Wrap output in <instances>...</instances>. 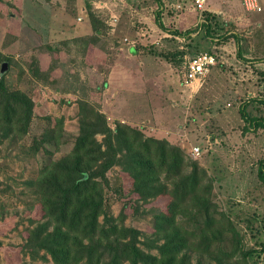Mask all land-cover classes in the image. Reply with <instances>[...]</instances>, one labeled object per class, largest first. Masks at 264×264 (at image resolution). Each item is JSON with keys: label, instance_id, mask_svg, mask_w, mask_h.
<instances>
[{"label": "rangeland", "instance_id": "obj_1", "mask_svg": "<svg viewBox=\"0 0 264 264\" xmlns=\"http://www.w3.org/2000/svg\"><path fill=\"white\" fill-rule=\"evenodd\" d=\"M216 4L209 2L218 22L211 38L199 20L210 10L192 11V0H0V53L8 62L4 78L10 89L34 102L28 135H12L0 143V264H54L43 250L33 256L23 249L30 231L48 221L38 192L28 182L46 164L70 155L84 102L104 112V92L115 100L117 85L125 81L131 86L139 77L146 79L137 84L138 93L145 95L143 106L137 107L140 113L131 120L129 109L104 112L109 125L132 122L146 136L172 138L188 159L207 170L211 184L204 195L217 217L211 227L200 228L195 221L199 212L192 218L200 209L199 195L189 197L175 217L174 227L196 228L180 253L187 257L185 264H264L262 256L245 261L239 253L228 258L218 252L219 247L232 252L235 231L244 250L260 249L264 242V180L259 175L264 129L252 130L240 113L247 103L252 115L264 116V11L255 13L242 0H233L226 4L231 16L222 18L214 11ZM93 18L100 21L99 32ZM156 18L168 35L153 28ZM231 33L240 42L224 37ZM131 41L139 43L140 58L128 52ZM200 53L213 54L217 64L202 80L187 84L188 63ZM53 131L59 146L55 137L35 152V138ZM193 147L201 150L196 158ZM107 178L108 215L140 232L144 252L159 255L158 246L174 230L164 220L157 226L171 196H138L121 165L111 168ZM158 184L173 187L162 176ZM123 189L129 192L125 196ZM121 197L131 200L137 212L128 208L122 215ZM207 241L211 248L205 251Z\"/></svg>", "mask_w": 264, "mask_h": 264}, {"label": "trees", "instance_id": "obj_2", "mask_svg": "<svg viewBox=\"0 0 264 264\" xmlns=\"http://www.w3.org/2000/svg\"><path fill=\"white\" fill-rule=\"evenodd\" d=\"M205 14L202 25L206 26L208 36L214 38L217 16L209 11ZM156 20L164 28L160 19ZM91 22L99 32L97 23L100 21L93 18ZM224 37H234L240 42L235 33L225 34ZM5 58L0 53V63ZM260 101L264 104V99ZM33 106L31 96L10 89L4 74L0 73V143L12 135H28ZM240 113L254 130L264 129V116L252 115L247 110V103L241 105ZM79 114V133L70 155L46 164L37 177L28 182V186L38 192L43 217L48 221L30 231L23 249L30 250L33 256L43 250L54 264H185L187 257H181L180 253L192 241L196 228L190 230L184 225L174 227L176 214L182 210V205L199 195L196 197H202L200 209L192 214V218L201 213L195 221L204 229L211 227L217 219L210 212L209 200L204 197L211 190L207 170L198 161L188 159L181 147L167 139L146 136L140 129L121 121L115 128L111 127L106 114L88 102L82 104ZM99 135L103 136L102 140L98 139ZM54 138L57 141L55 145L59 146L60 141L54 131L51 135L36 137L37 144L32 147L33 150L37 152ZM115 165H121L125 180L132 181V191L138 196L145 199L164 193L171 196L167 211L159 216L157 226L160 228L164 220L174 230L165 235L164 243L158 246L159 255L144 252L140 247V232L113 222L114 218L107 213V172ZM259 175L264 180V159L259 166ZM161 176L173 182V187L158 184ZM121 192L123 196L129 193L125 189ZM121 198L122 215L126 216L128 208L137 212L131 200ZM101 216H104L103 222ZM50 223L53 228H50ZM232 242L235 247L231 253L219 247V254L232 258L239 253L245 261L253 255L264 257V242L260 249L244 250L237 231ZM205 248V251L211 248L210 241L205 243ZM219 264L225 263L221 261Z\"/></svg>", "mask_w": 264, "mask_h": 264}, {"label": "crops", "instance_id": "obj_3", "mask_svg": "<svg viewBox=\"0 0 264 264\" xmlns=\"http://www.w3.org/2000/svg\"><path fill=\"white\" fill-rule=\"evenodd\" d=\"M216 1H217V4L215 5L214 11L218 12L219 14H221L222 18H226L228 16H231L230 10H229V8H227L226 4L233 2V0H216ZM209 2H210V0H208V3H207V10H210L209 12L213 13L212 12L213 10L209 9ZM260 3H264V0H260ZM192 7L194 8L193 0H192ZM263 8L264 7L262 6V10L261 11H257L255 13H260V12L262 13L264 11ZM192 11H196L198 13V11L195 8L192 9ZM202 23H204V22H201V26H202ZM153 28L155 30H158V32L162 33L161 36L168 35L169 29H167L165 27L164 28L160 27L158 25V23H157V20L153 24ZM84 29H88V27L85 26ZM235 34H237V33H235ZM138 45H139V43H138ZM138 45L136 44L135 41H131V43H128V45H127L128 52L132 56H134L135 58H137V57L140 58L141 57V55H139V53L141 51H140V47H138ZM121 48H123V47H120V49ZM141 62H142V64H144L143 61H141ZM144 80L146 81V79H144V78L141 79V77H139V78H137V81L131 83V86H129L128 84L124 83L125 81H123L120 86L117 85L116 89L114 90L115 92H113L115 100L113 98H111V97L107 98L106 97V92L107 91H105L104 92V100L105 101H104V104H103V108H104L103 111L104 112H109V113H118L120 111L119 110L120 108L129 109L128 113L133 115V116L130 117V119L134 120L135 117L138 116V114L140 113V110L138 108L143 106V103H141L140 99H142L143 96H145V95H142V93H138L137 84H138L139 81L142 82ZM109 90L112 91V86L110 87ZM120 97H122V98L120 99ZM111 100L113 101V104L111 103ZM118 101H119V103H117ZM124 112H127V110H125ZM121 122H123V121H121ZM129 124L135 125L132 122H129ZM251 129L254 130V128H251ZM166 138H168L167 140H169V141L172 140V138H170V137H166Z\"/></svg>", "mask_w": 264, "mask_h": 264}, {"label": "built area", "instance_id": "obj_4", "mask_svg": "<svg viewBox=\"0 0 264 264\" xmlns=\"http://www.w3.org/2000/svg\"><path fill=\"white\" fill-rule=\"evenodd\" d=\"M194 8L203 14L207 10L208 0H193ZM243 5L247 10L261 11L262 5L260 0H242ZM201 22H205V18L200 17ZM217 64L216 57L211 53H200L191 59L187 66V73L185 74V82L191 84L195 81L202 80L210 71V69ZM201 154L199 147L192 148V156L197 157Z\"/></svg>", "mask_w": 264, "mask_h": 264}, {"label": "water", "instance_id": "obj_5", "mask_svg": "<svg viewBox=\"0 0 264 264\" xmlns=\"http://www.w3.org/2000/svg\"><path fill=\"white\" fill-rule=\"evenodd\" d=\"M7 68H8V62L5 61V62L2 63V67H1L0 73L4 74Z\"/></svg>", "mask_w": 264, "mask_h": 264}]
</instances>
